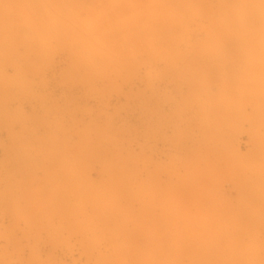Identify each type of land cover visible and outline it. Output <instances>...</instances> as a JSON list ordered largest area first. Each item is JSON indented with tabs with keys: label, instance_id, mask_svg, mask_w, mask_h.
Masks as SVG:
<instances>
[{
	"label": "rangeland",
	"instance_id": "1",
	"mask_svg": "<svg viewBox=\"0 0 264 264\" xmlns=\"http://www.w3.org/2000/svg\"><path fill=\"white\" fill-rule=\"evenodd\" d=\"M0 264H264V0H0Z\"/></svg>",
	"mask_w": 264,
	"mask_h": 264
}]
</instances>
